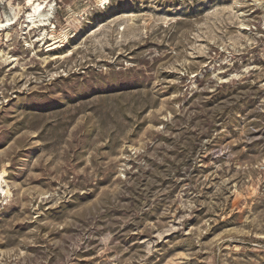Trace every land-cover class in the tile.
I'll list each match as a JSON object with an SVG mask.
<instances>
[{
	"label": "rangeland",
	"instance_id": "obj_1",
	"mask_svg": "<svg viewBox=\"0 0 264 264\" xmlns=\"http://www.w3.org/2000/svg\"><path fill=\"white\" fill-rule=\"evenodd\" d=\"M38 2L0 0V264H264V0Z\"/></svg>",
	"mask_w": 264,
	"mask_h": 264
},
{
	"label": "bare ground",
	"instance_id": "obj_2",
	"mask_svg": "<svg viewBox=\"0 0 264 264\" xmlns=\"http://www.w3.org/2000/svg\"><path fill=\"white\" fill-rule=\"evenodd\" d=\"M45 9H46V5L42 6L38 2V0H36V3L34 5V7L32 8V12H30L27 15V21L26 22L28 23V26L31 25L32 28L37 27V26H45V23L48 21L47 15L44 14ZM50 9L51 8L48 9V12ZM9 21H10V19L7 18L5 20V24H3L4 22H0V31L5 29L9 25Z\"/></svg>",
	"mask_w": 264,
	"mask_h": 264
}]
</instances>
